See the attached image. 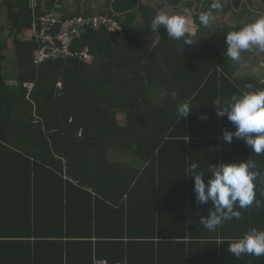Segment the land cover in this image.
<instances>
[{"label":"trees","instance_id":"1","mask_svg":"<svg viewBox=\"0 0 264 264\" xmlns=\"http://www.w3.org/2000/svg\"><path fill=\"white\" fill-rule=\"evenodd\" d=\"M211 2L162 0L174 12L198 4L197 24ZM62 3L0 0L9 22L7 33L0 18V264H264V256L227 251L251 228L264 230V153L241 139L225 142L222 132L235 129L212 105L264 89L262 79L243 73L264 51L232 61L225 35L236 29L216 27L215 18L200 27L197 43L184 46L163 26L152 31L161 10L154 4L107 0L113 9L99 15L124 30H89L77 40L73 48L88 49L91 63L37 65L39 44L22 35L44 15L73 17ZM241 3L230 0L214 16ZM7 42L14 50L8 63ZM186 101L193 110L176 123L177 105ZM247 159L261 173L254 182L261 206L237 208L240 219L208 231L199 219L213 206L196 202L189 165L197 162L208 178L209 165Z\"/></svg>","mask_w":264,"mask_h":264},{"label":"clouds","instance_id":"2","mask_svg":"<svg viewBox=\"0 0 264 264\" xmlns=\"http://www.w3.org/2000/svg\"><path fill=\"white\" fill-rule=\"evenodd\" d=\"M222 9L220 0H212L210 7L198 13L199 24L189 16L183 14H168L159 12L151 20L150 27L157 33L161 26L167 36L176 40H183L185 45H194L196 33L200 27H208L213 22L214 13ZM227 55L234 62H239L241 53L252 48L264 51V16L245 24L239 30H234L225 35ZM251 89V85H247ZM174 99L175 91L170 93ZM216 107L217 118L226 117L233 125L234 131H223L222 138L231 143L233 138L241 139L252 152L257 155L264 153V89L244 91L239 95L233 94L229 98L217 97L213 104ZM190 101L181 102L176 109V123L189 117L192 111ZM210 176L199 170L197 162H192L188 168V177L194 181L193 191L198 204L211 202L213 210L208 209L207 216L199 219L200 223L210 232H215L222 227L224 222L240 219L241 212L236 210L261 206L256 199L255 181L261 175L256 163L247 159L240 163H219L210 166ZM199 215V213H196ZM227 251L234 257L241 255L264 256V230L251 228L239 238L227 244Z\"/></svg>","mask_w":264,"mask_h":264},{"label":"built area","instance_id":"3","mask_svg":"<svg viewBox=\"0 0 264 264\" xmlns=\"http://www.w3.org/2000/svg\"><path fill=\"white\" fill-rule=\"evenodd\" d=\"M102 28L119 33L124 30L119 21L105 15H80L65 19L62 18L61 13L44 15L33 25V37L39 44L34 52V62L40 65L49 60L72 58L91 63L93 57L88 49L77 50L73 46L89 30L98 31ZM59 87L62 88V85ZM96 264L107 263L97 262Z\"/></svg>","mask_w":264,"mask_h":264},{"label":"rangeland","instance_id":"4","mask_svg":"<svg viewBox=\"0 0 264 264\" xmlns=\"http://www.w3.org/2000/svg\"><path fill=\"white\" fill-rule=\"evenodd\" d=\"M230 0H223V7H225L226 3H228ZM252 2V0H250ZM243 3V1H242ZM253 5H254V9L249 8L247 5L244 6L243 11L241 12V15H237V12H239L241 10V6L240 5L239 9L237 10V12H235L236 14L234 16L232 10H230L228 13L224 15L219 14L218 16H215V26L221 28L222 26H230L233 27V29H237L240 27H243L245 24H247L248 22V17L249 15H257L254 14L255 12H252L253 10H258V12L262 11L264 12V0H253ZM222 7V9H223ZM1 8V7H0ZM181 9V7H178V9ZM221 9V10H222ZM163 11L165 12H171L174 14H183V15H187L189 16L192 20L194 19V12L193 9H189L187 7H183L180 11L178 12H173L172 10H166L165 7L162 8ZM7 11L5 10H0V18L2 19V26L1 27H5L7 33H9L8 31V26H9V22H8V15H7ZM247 14V15H246ZM260 17V16H257ZM238 20H240V22H238ZM251 20H249L248 23H250ZM9 45V49L7 48L5 51L6 55H11L13 53V45L11 44V42L8 44ZM253 50V49H252ZM244 56L246 57V53H244ZM248 56V54H247ZM252 60H255V62H257V64L252 65L249 64L248 67H251V70H247V71H243L244 75L246 76H253V77H257L259 79H262L263 84H264V57H261L259 59L257 58H253Z\"/></svg>","mask_w":264,"mask_h":264},{"label":"crops","instance_id":"5","mask_svg":"<svg viewBox=\"0 0 264 264\" xmlns=\"http://www.w3.org/2000/svg\"><path fill=\"white\" fill-rule=\"evenodd\" d=\"M62 1H63V3L62 4H58V6L67 15H74L75 16L76 13L79 12V11H80L81 14H92V15H95V14H104V12L113 9L111 7V5L113 3H111V5L108 7L107 0H81L80 3L77 2L79 0H62ZM140 2H142L143 4H146V5H150L152 3L156 7H158V8L161 9L160 12H163L162 8H163V6H166V5H163L162 0H140ZM196 8H197V6H196ZM165 9L166 10H172L173 11V7H170V6H166ZM174 9H176V8H174ZM241 10H242V8H241ZM236 11H232V12L234 13ZM240 11L237 12V15H241L240 14ZM238 22H240V20H238ZM240 28H242V27H240ZM240 28H237L236 30H239ZM32 37H33V33L30 32V31H27V32H25L22 35V38L23 39H26V40H30V39H32ZM7 43L9 44V42H7ZM10 56L11 55H7V57H9V58H7V63L10 60ZM7 67H8V64H7Z\"/></svg>","mask_w":264,"mask_h":264},{"label":"flooded vegetation","instance_id":"6","mask_svg":"<svg viewBox=\"0 0 264 264\" xmlns=\"http://www.w3.org/2000/svg\"><path fill=\"white\" fill-rule=\"evenodd\" d=\"M243 1V3H241L242 4V6H241V8L243 7V9H244V6L245 5H247L249 8H251V9H254V8H252V7H250L249 5H248V0H242ZM240 4V5H241ZM240 5H239V7H240ZM254 7V6H253ZM239 9V8H238ZM195 11H196V6L194 7V9H193V12L195 13ZM252 12H255L254 14H257L258 16H260V17H262V16H264V12H262V11H260V12H258V10H253ZM247 15V14H246ZM257 15H249V16H247L248 17V22H249V20H251V18L252 17H257ZM257 18H259V17H257ZM247 22V23H248ZM252 22V21H251Z\"/></svg>","mask_w":264,"mask_h":264},{"label":"water","instance_id":"7","mask_svg":"<svg viewBox=\"0 0 264 264\" xmlns=\"http://www.w3.org/2000/svg\"><path fill=\"white\" fill-rule=\"evenodd\" d=\"M1 1H4V0H1ZM139 3H140V0H138V4H137V6L136 7H138L139 6ZM197 4V3H196ZM198 5V4H197ZM196 5V6H197ZM203 6V3H202V5H201V7ZM111 7L113 8V4L111 5ZM136 9V8H135Z\"/></svg>","mask_w":264,"mask_h":264},{"label":"bare ground","instance_id":"8","mask_svg":"<svg viewBox=\"0 0 264 264\" xmlns=\"http://www.w3.org/2000/svg\"><path fill=\"white\" fill-rule=\"evenodd\" d=\"M107 34V33H106ZM15 43V42H14ZM17 45V44H16ZM84 49V48H83ZM91 54V53H90ZM29 111V110H28ZM21 115V114H20ZM27 118H29V117H27ZM28 121V120H27ZM19 124V123H18ZM26 125V124H25ZM17 126V125H16ZM32 126V125H31ZM23 129V128H22ZM28 132H29V129H28ZM27 132V133H28ZM27 133H26V135H27ZM22 134V133H21ZM31 137V136H30ZM14 138V137H13ZM18 139V138H17ZM19 144V143H18ZM23 153V152H22ZM27 242V241H26ZM109 263V262H108Z\"/></svg>","mask_w":264,"mask_h":264}]
</instances>
